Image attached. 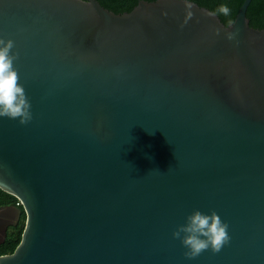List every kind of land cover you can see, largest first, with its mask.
Here are the masks:
<instances>
[{"label": "water", "instance_id": "1", "mask_svg": "<svg viewBox=\"0 0 264 264\" xmlns=\"http://www.w3.org/2000/svg\"><path fill=\"white\" fill-rule=\"evenodd\" d=\"M250 1L224 25L190 0L122 13L0 0L32 113L0 117V190L25 214L0 264H264V28ZM194 210L215 211L230 240L188 259L172 233Z\"/></svg>", "mask_w": 264, "mask_h": 264}, {"label": "clouds", "instance_id": "2", "mask_svg": "<svg viewBox=\"0 0 264 264\" xmlns=\"http://www.w3.org/2000/svg\"><path fill=\"white\" fill-rule=\"evenodd\" d=\"M219 11L225 15L229 9L221 6ZM0 117L18 119L21 125L32 119L31 104L24 87L18 83L19 77L14 68L15 54H11L14 42L0 38ZM172 237L179 239L187 250L184 256L193 259L205 250L218 253L230 240L228 224L223 222L215 211L203 214L194 210L186 217L183 225L177 226Z\"/></svg>", "mask_w": 264, "mask_h": 264}, {"label": "trees", "instance_id": "3", "mask_svg": "<svg viewBox=\"0 0 264 264\" xmlns=\"http://www.w3.org/2000/svg\"><path fill=\"white\" fill-rule=\"evenodd\" d=\"M100 5L113 11L114 13H122L130 11L138 2V0H97ZM153 1V0H147ZM199 6L205 7L217 14L224 25L231 23L242 4L243 0H190ZM221 6H226L229 9L227 15L221 13L219 9ZM246 17L248 18L249 25L253 28H264V0H251L247 9ZM11 201L15 203L16 198L0 190V203ZM24 214L21 219H24ZM20 219V222L22 221ZM20 222L17 227L20 226ZM22 227L14 233H9L4 242L0 243V255L12 253L20 241Z\"/></svg>", "mask_w": 264, "mask_h": 264}, {"label": "flooded vegetation", "instance_id": "4", "mask_svg": "<svg viewBox=\"0 0 264 264\" xmlns=\"http://www.w3.org/2000/svg\"><path fill=\"white\" fill-rule=\"evenodd\" d=\"M0 206H5L7 208L5 212H2V210L0 211V212H2L1 213V216L3 214H6L7 215V222H10L11 223L6 228V236H7L8 230L10 228H13V227H17L18 226V224L20 222V219H21L22 215L24 214V211H23L22 207L21 208L20 207L19 208L17 207L20 210V212H19L18 219L16 220L15 217L17 215V210L13 207L11 201L8 200V202L0 203ZM24 216H25V214H24Z\"/></svg>", "mask_w": 264, "mask_h": 264}, {"label": "rangeland", "instance_id": "5", "mask_svg": "<svg viewBox=\"0 0 264 264\" xmlns=\"http://www.w3.org/2000/svg\"><path fill=\"white\" fill-rule=\"evenodd\" d=\"M16 202H17V199H16V201H15V203H12V204H16ZM16 207H20L21 208V205H16ZM22 221L20 222V226L18 227V228H23V226H24V222H25V218L24 219H21ZM18 228H15V227H13V228H10L9 230H8V233H7V235L9 234V233H14V232H16L17 230H18Z\"/></svg>", "mask_w": 264, "mask_h": 264}, {"label": "built area", "instance_id": "6", "mask_svg": "<svg viewBox=\"0 0 264 264\" xmlns=\"http://www.w3.org/2000/svg\"><path fill=\"white\" fill-rule=\"evenodd\" d=\"M16 205H21L19 200H17L15 206H16Z\"/></svg>", "mask_w": 264, "mask_h": 264}, {"label": "bare ground", "instance_id": "7", "mask_svg": "<svg viewBox=\"0 0 264 264\" xmlns=\"http://www.w3.org/2000/svg\"><path fill=\"white\" fill-rule=\"evenodd\" d=\"M0 226H2V224Z\"/></svg>", "mask_w": 264, "mask_h": 264}]
</instances>
